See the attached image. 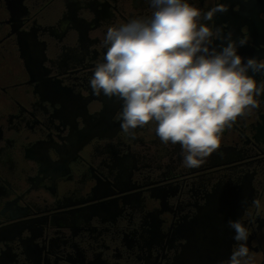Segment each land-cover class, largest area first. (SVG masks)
Listing matches in <instances>:
<instances>
[{
    "label": "flooded vegetation",
    "instance_id": "obj_1",
    "mask_svg": "<svg viewBox=\"0 0 264 264\" xmlns=\"http://www.w3.org/2000/svg\"><path fill=\"white\" fill-rule=\"evenodd\" d=\"M187 2L221 30L210 47L231 33L243 62L264 59V0ZM152 11L151 0H0V264H222L239 246L229 220L264 264V93L188 168L154 122L125 133L123 102L90 86L108 27Z\"/></svg>",
    "mask_w": 264,
    "mask_h": 264
},
{
    "label": "clouds",
    "instance_id": "obj_2",
    "mask_svg": "<svg viewBox=\"0 0 264 264\" xmlns=\"http://www.w3.org/2000/svg\"><path fill=\"white\" fill-rule=\"evenodd\" d=\"M151 6L146 19L108 27L104 62L96 64L90 86L95 95L123 102L125 133L134 136L133 130L154 122L161 142L181 145L183 165L199 167L220 147L224 130L259 107L264 83L258 86L249 69L264 74V59L243 62L231 33L226 46L210 47L221 30L201 23L200 9L187 0H151ZM227 10L217 4L203 20ZM228 226L239 246L222 264H255L247 228L240 220Z\"/></svg>",
    "mask_w": 264,
    "mask_h": 264
}]
</instances>
